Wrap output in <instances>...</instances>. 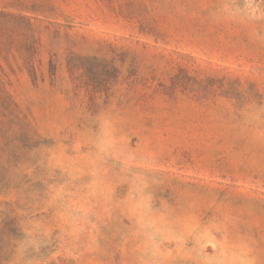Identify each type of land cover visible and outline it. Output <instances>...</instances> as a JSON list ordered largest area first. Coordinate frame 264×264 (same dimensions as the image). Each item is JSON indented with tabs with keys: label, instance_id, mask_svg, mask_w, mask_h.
Here are the masks:
<instances>
[{
	"label": "rangeland",
	"instance_id": "obj_1",
	"mask_svg": "<svg viewBox=\"0 0 264 264\" xmlns=\"http://www.w3.org/2000/svg\"><path fill=\"white\" fill-rule=\"evenodd\" d=\"M0 264H264V0H0Z\"/></svg>",
	"mask_w": 264,
	"mask_h": 264
}]
</instances>
